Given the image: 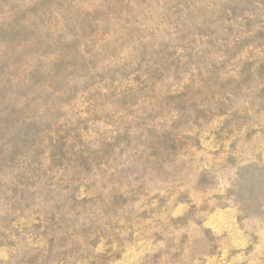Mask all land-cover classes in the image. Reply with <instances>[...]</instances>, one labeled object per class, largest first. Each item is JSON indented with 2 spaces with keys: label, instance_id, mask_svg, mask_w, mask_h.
I'll use <instances>...</instances> for the list:
<instances>
[{
  "label": "rangeland",
  "instance_id": "rangeland-1",
  "mask_svg": "<svg viewBox=\"0 0 264 264\" xmlns=\"http://www.w3.org/2000/svg\"><path fill=\"white\" fill-rule=\"evenodd\" d=\"M0 264H264V0H0Z\"/></svg>",
  "mask_w": 264,
  "mask_h": 264
},
{
  "label": "trees",
  "instance_id": "trees-1",
  "mask_svg": "<svg viewBox=\"0 0 264 264\" xmlns=\"http://www.w3.org/2000/svg\"><path fill=\"white\" fill-rule=\"evenodd\" d=\"M66 137H68V135H64V138H66ZM65 143V142H64ZM68 143V142H67ZM64 145V144H63ZM68 151H71V154L74 156L75 154V159H74V161L76 162V166L78 167L77 169L81 172V173H84L85 172V170H87V168H88V166H87V161H88V152L87 151H89L88 150V148H83L82 146H79V149L77 150V149H75V146L74 145H69V144H67V148H66ZM63 152H61V154H60V157L59 156H57V155H59V154H57V155H55V157H59L58 158V160H61V158L62 157H67L66 155V152H64V150H62ZM90 153V152H89ZM83 176H80V178H78V181H80V179L82 178ZM76 180V179H75ZM70 185L69 184H67V186H65V187H59V189L60 190H62L61 192H64L63 190H67L68 189V187H69ZM77 187L75 188H73V190L71 191V189H68L67 191H65L66 192V194L67 195H69V196H67L66 197V199H71V201H74V202H76V201H78V200H76L77 199ZM86 191V193L87 194H85V196L83 197V199H82V203H86V202H88V200L90 199V198H92L93 196H95V192H90V191H88V190H85ZM59 194H62V193H59ZM51 219H54V215L52 214L51 215V217L49 218V217H47V221H50ZM59 226H61V224H59ZM47 251V254H49L50 253V249L49 250H46ZM48 257V256H47ZM93 257V256H92ZM95 257H99V256H97V255H95Z\"/></svg>",
  "mask_w": 264,
  "mask_h": 264
}]
</instances>
